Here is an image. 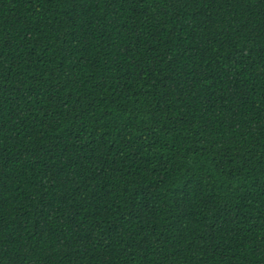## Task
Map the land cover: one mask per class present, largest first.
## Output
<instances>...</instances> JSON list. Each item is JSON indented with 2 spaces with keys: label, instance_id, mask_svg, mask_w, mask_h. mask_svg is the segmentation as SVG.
Listing matches in <instances>:
<instances>
[{
  "label": "trees",
  "instance_id": "1",
  "mask_svg": "<svg viewBox=\"0 0 264 264\" xmlns=\"http://www.w3.org/2000/svg\"><path fill=\"white\" fill-rule=\"evenodd\" d=\"M0 264H264V0H0Z\"/></svg>",
  "mask_w": 264,
  "mask_h": 264
}]
</instances>
